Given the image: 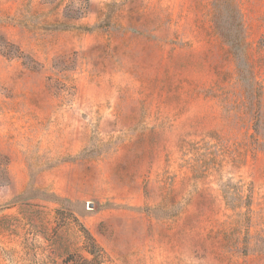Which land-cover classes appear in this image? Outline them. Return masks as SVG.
Returning a JSON list of instances; mask_svg holds the SVG:
<instances>
[{
  "label": "rangeland",
  "instance_id": "obj_1",
  "mask_svg": "<svg viewBox=\"0 0 264 264\" xmlns=\"http://www.w3.org/2000/svg\"><path fill=\"white\" fill-rule=\"evenodd\" d=\"M0 0V264H264V0Z\"/></svg>",
  "mask_w": 264,
  "mask_h": 264
},
{
  "label": "trees",
  "instance_id": "obj_2",
  "mask_svg": "<svg viewBox=\"0 0 264 264\" xmlns=\"http://www.w3.org/2000/svg\"><path fill=\"white\" fill-rule=\"evenodd\" d=\"M46 3H53L54 0H43ZM87 0H68L65 6L64 20L66 22L76 21L83 18L87 12ZM8 160L0 153V180L4 179L9 183L8 177ZM85 241L84 251L91 258L86 259L82 255L70 256L66 259V264H101L104 260L103 251L96 244L93 236L83 227L80 226Z\"/></svg>",
  "mask_w": 264,
  "mask_h": 264
}]
</instances>
